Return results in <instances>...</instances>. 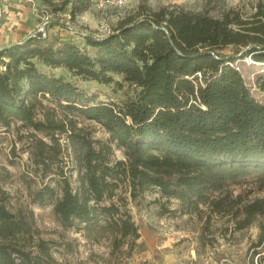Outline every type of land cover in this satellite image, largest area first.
<instances>
[{"label":"trees","instance_id":"obj_1","mask_svg":"<svg viewBox=\"0 0 264 264\" xmlns=\"http://www.w3.org/2000/svg\"><path fill=\"white\" fill-rule=\"evenodd\" d=\"M142 12L102 39L85 37L92 55L40 33L0 51V124L20 123L30 131L35 170L49 175L33 201L41 206L55 201L53 211L63 227L93 242L110 240L111 255L125 258L141 235L128 198L119 193L124 186L133 201L151 190L179 201L174 214L181 216L201 215L203 208L210 215L243 214L239 228L264 220V200L244 205L241 195H234L244 186L264 188V101L231 65L236 58L223 54L235 47L240 59L264 63V5L248 18L235 10L214 17L181 6ZM37 63L100 84L120 76L138 93L120 104L98 102L72 82L43 73ZM259 89L264 92V81ZM46 95L67 112L101 125L110 142L79 129L73 116L46 113L40 101ZM64 134L71 155L60 143ZM115 142L126 160L112 158ZM73 157L75 187L63 161ZM33 222L32 215L15 214L0 203V264H60L44 241L37 251L27 249ZM260 227L261 242L264 222Z\"/></svg>","mask_w":264,"mask_h":264},{"label":"rangeland","instance_id":"obj_2","mask_svg":"<svg viewBox=\"0 0 264 264\" xmlns=\"http://www.w3.org/2000/svg\"><path fill=\"white\" fill-rule=\"evenodd\" d=\"M259 3L264 5V0H140L133 8L100 12L91 3L74 0H0V51L40 33L50 41L73 42L92 55L94 50L87 45L85 37L102 39L125 22L141 18L142 9L157 11L164 7L181 6L195 13L208 12L214 17L235 10L248 18L256 12ZM75 8L77 10L73 14ZM223 54L236 58L231 65L241 73L253 96L263 102L264 92L259 86L264 81V63H258L250 56L240 59L235 47L225 49ZM37 66L43 73L62 77L87 95L96 96L98 102L120 104L138 93L137 87L120 76L113 75L110 84H100L77 77L65 69H52L39 63ZM40 101L46 113L58 119L73 116L79 129L96 140L110 142V134L101 125L67 112L47 96H41ZM37 114L38 119H44L41 107L37 108ZM28 133L30 131L20 123H13L10 128L0 124V203L15 214L23 212L32 215L35 231L32 240L26 241L27 249L37 251L38 242L44 241L60 264H103L111 259H117L120 264H259L263 259L264 264V236L260 242L263 218L239 228L245 218L243 214L237 218L210 215L203 208L201 215L181 216L174 214L179 209V201H168L155 190L133 201L126 186L119 193L128 198L141 238L129 258L120 253L111 255L110 240L105 238L93 242L74 229L63 227L53 211L55 201L42 206L33 201V195L49 182V175L44 178L35 170ZM112 147L114 160H126L124 151L116 142ZM63 161L67 163L68 175H72L71 182L75 187V158H63ZM239 194L244 205L264 200V188H236L234 195ZM68 249H72L71 252ZM127 249L125 247L124 251Z\"/></svg>","mask_w":264,"mask_h":264},{"label":"built area","instance_id":"obj_3","mask_svg":"<svg viewBox=\"0 0 264 264\" xmlns=\"http://www.w3.org/2000/svg\"><path fill=\"white\" fill-rule=\"evenodd\" d=\"M74 1L80 3L81 2L91 3L96 8V10L100 12H105L111 10L122 11L124 9L133 8L135 4L137 5L139 3L140 0H74ZM46 96L47 98H50L48 95ZM60 143L62 147L67 151V154L71 155L72 149H71L70 141L66 134L61 135ZM75 177H76V173H75Z\"/></svg>","mask_w":264,"mask_h":264}]
</instances>
